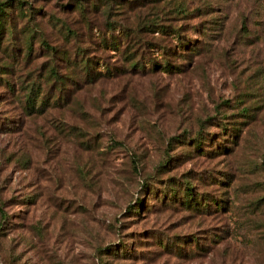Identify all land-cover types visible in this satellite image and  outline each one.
Masks as SVG:
<instances>
[{
  "label": "rangeland",
  "instance_id": "obj_1",
  "mask_svg": "<svg viewBox=\"0 0 264 264\" xmlns=\"http://www.w3.org/2000/svg\"><path fill=\"white\" fill-rule=\"evenodd\" d=\"M0 1L1 262L264 264V0Z\"/></svg>",
  "mask_w": 264,
  "mask_h": 264
},
{
  "label": "trees",
  "instance_id": "obj_2",
  "mask_svg": "<svg viewBox=\"0 0 264 264\" xmlns=\"http://www.w3.org/2000/svg\"><path fill=\"white\" fill-rule=\"evenodd\" d=\"M8 2L7 1H0V36H1L2 32H3V28H4V25H5V21L7 19V15H5L4 12L6 11V7L8 6ZM78 2H79L80 9L81 10L82 9H85V7L83 5V0H78ZM108 9L110 10L111 7L109 6ZM31 46H32L31 43H27V46H26L27 47V50H30ZM51 48L53 49V51H57V47L56 46H51ZM124 50H125V51H123L124 56L133 55L134 53H137V49H134L133 51H129L130 49H128L127 47H125ZM58 51H61V50H58ZM127 51H129V52L127 54H125V52H127ZM139 59H141V57ZM81 61L83 62V64H82V68L83 69L88 70V71H90V69H92V70L94 69L93 68L94 67V63H93L94 61H93V58L91 56L88 55L87 57H83ZM140 61H134V62H132V66H134V65L137 66L138 65V67H139ZM152 62L154 63L155 60L154 61L152 60ZM115 68L117 69L118 67L116 65H111V64L108 63L106 65L105 71H106V73H113V72H115L114 71ZM51 71H54V68H52ZM101 71H103V70L98 69L97 72L100 73ZM55 72L57 74L58 71L55 70ZM55 76H56V78L53 81L56 80L57 83H58V85H59V83L61 85L60 86V90H59L60 92H59L58 96H56V99L54 101V102L58 103L59 100H62V98L64 97L62 94L65 93V92H62V91H65L64 90L65 86L63 84L64 79H62L63 75L62 74H58V75H55ZM57 77H59V78H57ZM35 95H37V94H35L34 86H32L31 92H30V94L27 97V102H30L31 103V107L32 108L38 109L39 105H37V102L35 101L36 100V96ZM48 101H49V99H46L45 100V97L43 96L42 97V101H41V105L44 102L47 103ZM187 190L188 191L186 193L189 194L188 197H190L189 198L190 199V204L195 205L196 202H197V198L195 196V192L193 191V186H188L187 187ZM0 213H1V216H2V218L4 220V218H5V212H4L3 206H0ZM182 238H184V239L187 238V235H183ZM104 249H107V250L110 249L112 251V248H109V246L105 247Z\"/></svg>",
  "mask_w": 264,
  "mask_h": 264
},
{
  "label": "water",
  "instance_id": "obj_3",
  "mask_svg": "<svg viewBox=\"0 0 264 264\" xmlns=\"http://www.w3.org/2000/svg\"><path fill=\"white\" fill-rule=\"evenodd\" d=\"M0 264H5V263H3V262L0 261Z\"/></svg>",
  "mask_w": 264,
  "mask_h": 264
}]
</instances>
